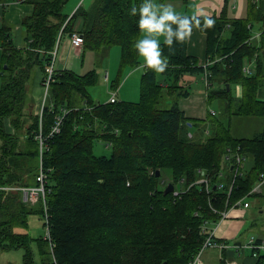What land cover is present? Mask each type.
<instances>
[{
    "label": "trees",
    "instance_id": "obj_1",
    "mask_svg": "<svg viewBox=\"0 0 264 264\" xmlns=\"http://www.w3.org/2000/svg\"><path fill=\"white\" fill-rule=\"evenodd\" d=\"M21 1L33 5L22 18L26 46L15 45L11 23L3 18L0 25V186H32L30 170H36L37 184L40 163L31 164L32 158L40 159L37 135L42 131L47 137L62 108L67 113L60 132L46 139L45 204L23 201L21 191L0 190V252L22 248V264H190L209 234L207 224L221 219L214 210H228L254 195L264 172V100L258 97L264 87V0H246L240 17L230 15L228 2L220 15H182L200 21L211 61L209 83L223 84L208 96L226 100L230 114L262 117V131L254 137L233 135L221 120L208 127V119L187 117L181 109L180 99L189 96L181 80L205 71L188 54L189 37L183 42L173 37L172 46L160 43L168 66L163 73L145 69L137 102H96L89 93L97 80L94 70H55L41 120L29 110L32 71L39 68L45 81L61 36L80 32L85 50L119 45L120 70L137 67L134 44L141 31L139 12L132 15L131 9L138 10L143 0H95L72 15L65 12L69 0ZM205 19L214 23L206 26ZM256 31H262L259 41L252 40ZM256 55L255 72L245 75L246 61ZM233 84L242 86L241 97L232 95ZM6 119L13 133L6 130ZM99 139L112 146L110 155L94 153ZM235 153L252 159L250 170L236 176ZM166 174L174 184L167 194ZM201 178L208 180V190ZM33 214L44 219L50 239L20 231L28 229ZM254 257L264 264V253Z\"/></svg>",
    "mask_w": 264,
    "mask_h": 264
},
{
    "label": "crops",
    "instance_id": "obj_2",
    "mask_svg": "<svg viewBox=\"0 0 264 264\" xmlns=\"http://www.w3.org/2000/svg\"><path fill=\"white\" fill-rule=\"evenodd\" d=\"M94 1L95 0H69L65 6V12L72 15L80 6L88 7ZM153 2L165 5L170 4L179 14L193 16L220 15L225 2L229 3V13L234 17L245 15L247 9L246 0H154ZM32 11L33 5L27 2H19L17 0L5 2L0 0V25L3 18L8 23L13 25L12 37L18 48L26 46L24 39L25 32L22 27V18L24 15L30 14ZM78 27H80V23L78 24ZM141 38H143L142 33L140 34L139 39ZM156 38L160 43L164 41L163 36ZM187 51L189 55L195 56L199 59V65H204L207 61L206 34L201 31L199 25L197 24L193 27L189 36ZM1 52L2 49L0 48V62ZM82 52H84V48L73 47L70 41V34H64L58 43L57 56L54 62V71H62L65 69L79 71V69H82V64L80 63ZM140 62L141 64L139 65H142V57H140ZM108 75L109 81H106L107 83H109L111 79L110 73ZM195 75V72L187 73V75H185L181 80L180 84L184 86L182 90L189 91V96L181 98L179 104L187 117L206 120L205 115L202 112V103L204 102L203 97L200 95H190V87L195 84L199 85V81L197 82L198 78L195 77ZM42 78L43 74L39 69L37 79L33 82V84H31L30 88L31 106H29V110L34 111L35 114L39 113L38 109L40 110L41 106V93L44 89ZM199 80L203 81V77H200ZM33 94L35 98H33ZM240 94L241 87H238L237 96L235 97H241ZM261 94L263 95L264 93L261 92ZM210 114L213 115L212 113ZM5 128L9 133L14 132L9 119L5 120ZM2 143L3 141L0 136V151ZM244 200H248V198ZM260 201L261 200H258V202ZM249 202V207H244L241 203L234 205L228 209V215L219 222H210L207 224V231L214 232V238L217 241L224 243L226 247L222 250L219 248L206 249L201 255V264H256L257 260L256 257L252 255L253 251L246 248L245 245L252 237L264 240V227L259 229L256 228L257 226L253 221L252 203L251 201ZM261 253H264V251Z\"/></svg>",
    "mask_w": 264,
    "mask_h": 264
},
{
    "label": "rangeland",
    "instance_id": "obj_3",
    "mask_svg": "<svg viewBox=\"0 0 264 264\" xmlns=\"http://www.w3.org/2000/svg\"><path fill=\"white\" fill-rule=\"evenodd\" d=\"M261 58L263 60L262 64L264 67V50L262 51ZM80 63L82 64V69L79 71L75 70L78 74H84L90 70H94L96 72L97 80L94 85L89 88V93L92 96L93 100L96 102H107L110 97V90L116 89L118 91L117 99L118 101H129V102H137L140 100V84L142 74L145 70L144 67L138 65L136 67H132L128 65L127 67L121 68V47L119 45H113L111 47H106L101 50H92V49H84L80 57ZM141 64V62H140ZM140 66V67H139ZM131 71V72H130ZM110 73L111 79L110 82L107 83L104 80V76L106 73ZM39 73V68H35L32 71L31 76V84L35 82ZM195 77L198 78L199 85H192L190 87V95H200L203 97L204 102L202 103V112L205 115V119L207 120L208 127H212L217 120H221L225 123L226 126H230L233 135L235 136H246V137H254L258 135L263 128V118L258 116H238L234 114H230L228 109V103L226 100L219 98H210L209 92L211 89H219L223 86L217 79L212 80L210 86H207L204 80V71L195 72ZM200 77H203V81L199 80ZM162 75H158V79L162 80ZM116 82V83H114ZM241 87L242 96V86L240 84H233L231 87L232 95L237 96V88ZM118 88V89H117ZM264 87L259 90L258 97L264 100ZM31 94V93H30ZM29 94V95H30ZM35 98L34 94L32 95ZM45 91L42 90L41 93V103L44 99ZM170 101V100H169ZM78 105H83L82 100H78L76 102ZM41 107V106H40ZM235 104L231 108V111H234ZM39 111V109H38ZM215 112V115H211L210 113ZM38 115V114H37ZM32 120L28 121L30 124ZM189 137H191L189 135ZM29 147L32 148L31 145ZM94 153L97 155H110L112 153V146L108 145L107 142L103 140H95L94 141ZM40 161V159H39ZM37 157L32 158L31 164L32 166H37L40 163ZM252 166V159L250 157H246L244 160V166L242 171L247 172L250 170ZM35 172L36 170L29 171V184H35ZM209 179V178H208ZM163 180L166 183H169V177L166 174L163 177ZM201 183V181H198ZM256 183L254 186H256ZM252 203V212H253V221L256 224V228L264 227V185H262L261 192H255L254 195L248 198ZM258 200H261L258 202ZM29 226L28 229H21V232H28L32 237H39L41 235H45L46 226L44 225V219L40 218L38 215L33 214L29 216ZM32 248L37 254V245L36 241L31 243ZM0 264H22L23 263V253L24 250L22 248L14 249L11 251L0 252Z\"/></svg>",
    "mask_w": 264,
    "mask_h": 264
},
{
    "label": "built area",
    "instance_id": "obj_4",
    "mask_svg": "<svg viewBox=\"0 0 264 264\" xmlns=\"http://www.w3.org/2000/svg\"><path fill=\"white\" fill-rule=\"evenodd\" d=\"M17 1H21V0H17ZM229 27V25H228ZM257 33H259V36H257ZM257 33H255L254 37L252 38V40L257 39L258 41L260 40L261 36H262V31H258ZM62 37V36H61ZM70 41L73 47L75 48H80L84 46V35L81 34L78 31H74L72 32V34L70 35ZM58 47V46H57ZM52 55H53V61L52 64L47 68L48 71V76L45 79V81L43 82V87H44V91H45V96L44 99L41 103V107L39 110V116L40 119L42 120V110L45 104V100H46V96L49 90V84L50 81L52 80V77L54 75V62L57 56V48L52 51ZM256 57L255 56L254 59L246 61L244 67H243V73L245 75H252L255 72L256 69ZM211 61H206L204 63V68H205V75H204V79L205 82L208 85H210L209 83V76H210V72L208 70V66H210ZM109 73H106V75L104 76V80L105 81H109ZM117 90L116 89H111L110 90V97H109V102H115L117 101ZM67 113V109L62 108L61 114L56 116V121L55 124L53 125L49 135L47 137H44L42 134V131H40V133L37 135V138L39 139V143H40V148H39V152H40V164H39V171L37 174V178H36V185L30 186V187H14V186H0V190H10V191H21L22 192V199L23 201L30 203V204H35L37 203L40 199H43V203L45 204V199H46V193H47V173L44 170L43 167V153L44 151L48 148L47 145V138L51 137L53 134L59 133L61 130V126L63 123V119L65 114ZM213 115H215V112H212ZM189 135L192 137V133H189ZM246 156L241 155L239 153H235V161L232 164L233 169L234 170V174L235 176L238 174H241L243 171V166H244V160H245ZM201 182H204L206 184V189H209V183L208 180L206 178H201L200 179ZM262 185H264V172L260 174L259 179L257 180V184L256 186H254L252 192H261V188ZM174 191V190H173ZM250 192V193H252ZM180 193V191H175L174 194L178 195ZM242 204L244 207H249L250 206V202L248 200H239L237 201L234 205H238V204ZM233 205V206H234ZM215 212H219L221 214V219H223L224 217H226L228 215V210H224V211H218V210H214ZM220 219V220H221ZM219 220V221H220ZM45 221L48 222V217L47 215L45 216ZM218 221V222H219ZM46 233H45V237H47L48 239H50V233H49V227H46ZM226 245L222 242L217 241L214 238V232L209 231L208 236L206 237V239L204 240L199 252L197 253V255L194 257V259L190 262V264H201V255L202 253L208 249V248H219V249H223L225 248ZM246 248H249L253 251V255L257 256L258 253H261L262 251H264V240L262 239H258L255 237L250 238V240L248 241V243H246L245 245Z\"/></svg>",
    "mask_w": 264,
    "mask_h": 264
},
{
    "label": "clouds",
    "instance_id": "obj_5",
    "mask_svg": "<svg viewBox=\"0 0 264 264\" xmlns=\"http://www.w3.org/2000/svg\"><path fill=\"white\" fill-rule=\"evenodd\" d=\"M137 11L138 27L143 38L135 42L134 48L137 55L143 58L141 67L163 73L168 66V59L162 58L160 42L156 37L163 36L164 44L167 46L173 45V37L177 42H183L191 34L193 21L197 25L200 21L195 17L190 19L180 15L170 4H157L153 0H143L138 10L135 7L131 9V14L136 15ZM213 23V20L205 19L206 26Z\"/></svg>",
    "mask_w": 264,
    "mask_h": 264
},
{
    "label": "water",
    "instance_id": "obj_6",
    "mask_svg": "<svg viewBox=\"0 0 264 264\" xmlns=\"http://www.w3.org/2000/svg\"><path fill=\"white\" fill-rule=\"evenodd\" d=\"M7 67V65H5V68ZM3 73V71L1 72V74ZM227 89H229V84L227 85ZM231 169H233V166H231ZM161 174L160 171L157 172V177H159ZM174 190V184L173 183H168L166 188H165V193H170ZM164 264V263H163Z\"/></svg>",
    "mask_w": 264,
    "mask_h": 264
}]
</instances>
